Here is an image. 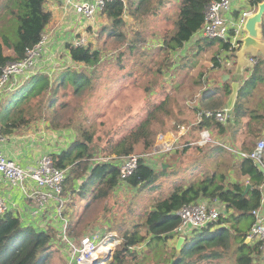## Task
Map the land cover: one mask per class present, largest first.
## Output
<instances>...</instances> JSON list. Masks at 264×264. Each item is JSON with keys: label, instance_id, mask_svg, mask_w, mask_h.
<instances>
[{"label": "trees", "instance_id": "obj_1", "mask_svg": "<svg viewBox=\"0 0 264 264\" xmlns=\"http://www.w3.org/2000/svg\"><path fill=\"white\" fill-rule=\"evenodd\" d=\"M212 1L218 0L181 1L177 16L172 23L174 30L165 36V54L180 50L185 43L192 40L202 27L205 9ZM261 1L249 0L248 2L251 8L256 9L257 4ZM164 3L165 0H154L153 2L139 0L136 4L132 0L125 3L120 0L108 1L102 12V15L110 21L107 36L124 38L122 28L124 27L123 16L125 14L134 20H142L143 17L154 15ZM44 4L45 0L13 1L6 16L11 15L17 19L18 39L13 41L6 32L0 33V73L6 63L21 60L26 50L34 47L41 40L42 33L51 19ZM142 8L145 9V12H141ZM261 29L264 38V19ZM141 43L142 41H131L129 49L134 50ZM220 46L222 50H228L226 44L220 43ZM67 48L72 62L82 65L83 68L66 71L59 81L52 84L45 76H36L27 81L19 90L10 94L4 103L0 102V126L4 135L10 134L13 130L18 131L30 123L32 117H27V112L20 107L21 104L26 103L29 96L32 99L39 96L43 98L41 110H39L43 114L38 118L45 119L47 116L46 121L49 120L52 123L54 115H50V113L53 107L52 101L58 94V86L68 88L74 93L82 92L85 87H92L90 74L94 71L88 72L85 67L90 66L95 69L100 65V51L92 50L91 46L75 48L70 45ZM4 50L11 52L5 54ZM119 59H121V55ZM212 60L216 63L215 58ZM215 63L213 66H218ZM263 65L264 61L262 60L254 65L246 87L240 90L237 101L226 119V124L246 129L247 134L238 149L244 153H249L254 149L257 138L261 137L264 130V115L257 112V105L255 106L254 102L248 107L252 91L264 81L261 74ZM226 92L229 93V89ZM44 101L48 102V105L44 104ZM159 112H162L164 116L169 115L167 99L161 101L159 105H152L144 120L118 141H112L113 135L110 132H115L116 129L107 132L110 140L105 142L107 145L103 147L102 151L108 152L110 156L123 157L134 154L135 147L141 143L145 149H150L153 138L156 137L151 126ZM70 121L74 125L72 127L76 134V140L67 150L61 151L58 155H51L54 165L58 169H66L67 181L72 183L87 176L77 192L78 195L83 194L82 190L87 182L97 179V185L90 193L89 203L105 200L119 184L120 169L112 163L94 164L91 161L95 158L93 143L98 139L95 138L92 131L84 130L81 126L74 124L73 120ZM119 121L115 125L119 124ZM196 128L198 131L205 128L210 129L216 135L217 133L224 134L226 125L212 118H203ZM226 162L221 160L220 166H216L211 174L204 175L199 181L186 187H176L168 198L157 202L152 210L144 215L142 223L135 225L131 231L123 234L122 242L115 248L112 261L109 264H126L130 256L135 257L130 249L143 244L147 239H149L148 248L153 242L166 245L169 240L174 238V231L181 223L177 213L183 207L201 200L210 203L217 201L225 207L227 212L231 211V213L221 214L215 223L201 231H196L197 237H187L179 255L174 257L170 264H201L204 261H215L230 249L236 256V264H256V262L264 264V258H262L259 249L260 244L258 242L245 243L255 221L254 212L259 209L261 204L260 187L264 181V175L250 159L233 160L230 164ZM262 163L264 164V151ZM217 168H219L218 172ZM225 168L231 169L235 181H228ZM155 174L154 169L142 159L139 161L136 172L127 179L126 184L133 188L142 187L152 182ZM242 177H246L251 186L245 194L243 193L246 184L239 181ZM140 228H144L145 231H141ZM82 230L78 235H81ZM52 239L53 234L49 230L42 231L23 227L17 216L10 212L5 213L0 216V264H45L51 257L49 244ZM54 261L59 264L58 258H55Z\"/></svg>", "mask_w": 264, "mask_h": 264}, {"label": "rangeland", "instance_id": "obj_2", "mask_svg": "<svg viewBox=\"0 0 264 264\" xmlns=\"http://www.w3.org/2000/svg\"><path fill=\"white\" fill-rule=\"evenodd\" d=\"M153 1L151 0V2ZM181 1L165 0L164 5L154 15L143 17V21L141 19H133L132 22H127L125 27L122 28L126 34L124 38H105V34L100 38L95 33L96 37L93 40L97 42L96 46L100 47L101 62L95 69L90 66L85 67L88 72L94 71L90 74L92 77V87H85L82 92L74 93L68 88L65 89L58 86V94L52 101V112L50 110L51 113H49L50 115H54V120H52V123L49 120L48 122L53 131L59 135V138L75 134L74 125L70 121L73 120L74 124L81 126L84 130L92 131L95 134V138L98 139L97 142L93 143V148L95 149L93 151L94 157H108L110 156L108 152L102 151L103 147L107 145L105 142L110 140L109 135L106 133L112 129H116L115 132H110L113 135L112 141H118L144 120L152 105H159L163 98L159 97V95L164 94L167 95L164 99H167L169 115L164 116L162 112L158 113L157 119L151 126L156 137L153 138V144L150 149H145L141 143L135 147L133 153L141 155L149 152L159 134H166L169 132V128L173 131L177 129V126L183 125L174 123V120L181 114L182 105H185V101L188 103L189 96H182L181 93L174 94V92H170L167 94L165 92V89H170L171 91L174 86H166L168 85L169 77L165 78L164 75L162 76V66L158 63L160 61L159 56L165 57V36L173 32L174 29V25L170 24V22L166 23L165 19L173 13L172 9L174 6H180ZM141 12H145V9L142 8ZM17 29L18 22L15 17L8 15L0 19V33L6 32L8 37L13 41H17L18 39ZM135 33H139V35L136 34L135 36ZM88 38L91 41L90 46L93 47L91 33ZM143 38L146 39L143 44H139L133 51L129 50L128 41L141 42ZM198 43L203 44L204 40H200ZM160 50L163 54H159ZM120 55L121 61L117 63V58ZM189 63H195V60L187 57L184 64L188 65ZM80 67L83 68L82 65ZM121 68L123 71H121ZM208 72L205 66L198 68V80L201 82L204 77H207ZM172 81L177 84L175 76L172 78ZM22 86L7 91L2 98L3 102H1L4 103L10 94L19 90ZM184 87L188 90V85ZM262 89L264 92V87ZM185 92L191 94L190 91ZM179 94L181 96H178ZM42 99L41 96L35 99L29 96L26 103L21 104L20 107L27 112V117H32V119L27 126L18 130V132L26 130L25 133H27L36 123L44 124L40 121H46L47 116L45 119L38 118L39 115L43 114L39 111L41 110ZM45 103L48 105V102L44 101ZM178 112L179 114L177 115ZM117 121H119V124L115 125ZM49 129V124H45V131ZM13 132L17 131L13 130L11 133ZM2 135L5 136L3 132ZM164 139L171 143V136L170 139L169 135ZM230 160L231 158L227 156L223 157L224 162L228 161L226 162L227 164L231 163ZM164 162L170 165L169 169L162 168L161 164ZM146 164L153 168L156 173L153 181L135 189L133 192L127 193L126 198L123 200L117 197L115 199V206H111L113 203L110 205V202L106 204L104 200L97 201L90 204L88 209L79 216L80 212L85 209L90 201V193L97 185V179L86 183L82 190L83 196L78 195L77 192L71 196L72 206L75 205L76 208L75 217H82V220L86 218L87 221H91L86 225L90 226L86 231L98 226V224L100 225L103 221L109 220L115 224L114 229H111L112 231L118 232L119 229L125 228L129 232L133 225L138 222L141 215L146 214L160 200L169 197L173 190L179 186L183 177L191 176L189 172L193 174L192 177L198 176L204 169V167L201 168L203 164V159L201 158L190 161L186 160V162L178 161L172 164L167 154L158 158L155 157L151 162ZM79 188V185L75 188L72 187V182L67 181L66 178L63 183V195L72 189L79 190ZM109 208L111 209L110 212L108 211ZM96 220L100 222L96 223ZM85 234H88V232L82 233V235ZM117 235L122 240L123 235L121 236L119 233ZM197 236L198 233L194 232L191 237ZM79 238L75 237L76 240H79ZM249 243L254 244L251 241ZM50 244L49 247L51 249H49V252L51 253V257L47 259L45 264H51L55 258H58L59 264H63L60 248L58 246L52 247ZM168 249L163 243L153 242L148 248L147 253H142L134 258L130 256L126 264H170L172 259L179 254L174 249ZM201 264H236V256L233 254V250L230 249L220 259L204 261ZM256 264H259V262H256Z\"/></svg>", "mask_w": 264, "mask_h": 264}, {"label": "crops", "instance_id": "obj_3", "mask_svg": "<svg viewBox=\"0 0 264 264\" xmlns=\"http://www.w3.org/2000/svg\"><path fill=\"white\" fill-rule=\"evenodd\" d=\"M13 1L14 0H0V19L6 17V14L9 11V8L12 6ZM120 1L125 3L128 0ZM132 1L136 4L139 0ZM232 1L234 3L232 9L234 16H237L239 10L241 9L254 10L253 8L249 7V0ZM44 8L47 12L50 13L51 19L42 33V36L46 37V42L44 44V52L42 54L41 61L39 63V73L36 76H45L50 84H52L59 81L62 77V74L66 71L77 70L76 68L78 67V65L72 62L67 48L72 44L74 39L81 36L88 37L90 33L91 35L96 33L98 36H100V38L105 34V38H107L108 29L106 28L109 27L110 21L104 15H102V13L97 15L93 19L77 17L72 11H65L64 0H45ZM172 11L173 13L165 19L166 23H173L175 17L177 16L178 7L174 6ZM123 21L125 27L127 22L133 21V18L125 14L123 16ZM122 33H124V36L126 35L124 30H122ZM136 34L139 35V33H135L134 35L136 36ZM200 40L201 39L197 38V35H195L192 40L185 43L180 50L171 52L169 54L164 53L165 57L159 56L160 61H158L159 65L162 66V76L164 75L165 77V75H168L169 77V82L166 86H174L171 91L170 89H165V92L167 94H169L170 92H174V94L181 93L182 96H189L188 103L187 101H185V105H182L181 114L176 117V120H174V123L183 124L185 127H187V131L184 134H178L177 129L172 131L169 128V132L166 133L167 135H169V138L170 136L172 137V135L177 136L178 141L176 145L183 147H181V149H175L174 151L168 153V159L172 164H175V162L178 161L186 162V160L190 161L196 158L203 159L201 168L204 167V169H201L202 172L200 173L199 171L200 174L195 177H192L193 174L189 172V175L191 176L183 177V180L180 181L179 186L181 187H186L193 182L199 181L204 175L211 174L212 170L216 166H220L219 162L223 160V157L225 156L231 158L230 161L238 160L235 158V156L227 152L225 148L218 145L197 147L189 144L198 139L199 131L196 128L198 113L201 111H221L223 109H226V102L228 101L229 95L231 93V84L234 80H238V92L233 103L234 106L240 90L246 87V83L251 76L254 65L258 61H264V54L258 52L256 58H249V61H251L252 59L255 60V64L252 63V66L249 68L243 67L241 78H237L235 76V53L239 51L240 48L232 53H228L227 51L221 49L220 42L218 41L216 43L215 40H204L203 44H199L198 42ZM131 41H128V47L131 45ZM145 41L146 39L143 38L141 44H143V42ZM262 41L264 42V38H262ZM93 44L94 46L91 47V49L100 51V47L96 46L97 42L93 40ZM10 52V50H4L5 54H9ZM160 53L163 54L161 50L159 51V54ZM187 57L194 59L195 63H189L188 65H185L184 62ZM246 57L249 56L247 55ZM214 58L216 59V63L212 60ZM119 61H121V59H119L118 57L117 62ZM214 63L218 66L214 67ZM202 66H205V68H207L209 72L207 77H204V79L200 82L197 77V70ZM121 71H123V69ZM261 72L262 77L264 78V65L262 66ZM36 76H33L32 78ZM174 76L177 78V84L173 83L172 81V78ZM186 85H188V90L184 87ZM263 87L264 81L259 83L253 91L252 89H249L250 91H252V97L248 101V107H250L254 102L255 106L257 105V112L264 115ZM227 89H229V93L226 92ZM185 91H190L191 94H188ZM181 95L179 94L178 96ZM166 96V94L161 96L159 95V97H163L162 101ZM178 114L179 112L177 113V115ZM40 122L44 124L36 123L27 133H25L26 130H23L21 132L17 131L5 135L3 142L0 143V150L9 159L17 161L23 167L32 168L37 164V161L41 156L58 155L61 151L67 150L75 142L76 134H69L66 139L59 138V135L55 131H53L48 121ZM45 124H49L50 129L47 131H45ZM224 124L226 125L224 134L217 133L215 135L210 131V129H205L210 131L212 139L214 141L229 146L230 148L239 149L243 142L242 139L247 134L246 129H243L241 126L232 127V125L226 124V122H224ZM259 140L264 141V130L262 131L261 137L257 138V141ZM161 166L163 169H169L170 167V165L166 162L162 163ZM218 169L219 168H217V172L219 171ZM225 170L226 175L228 176V181H235V177L231 169L225 168ZM85 180L81 179L73 181L72 187L75 188L78 185L81 187V182H84ZM239 181L241 183H245L246 185L249 184L246 177L240 178ZM135 189L137 188L130 187L127 184H123L121 187L118 186L104 201L106 202V204L110 202V205L113 203L111 206H115V199L117 197L123 200L124 198H126L127 193L131 191L133 192ZM260 190L262 193V200L258 211L264 218V181L260 187ZM76 192H79V190L72 189L71 191L65 193V195H62L61 199L63 205L61 206L63 210L62 218L68 219L69 221V236L74 238H81L82 236L95 233H111L114 235H117V233H119L122 236L124 233L128 232L125 228L119 229L118 232L112 231L111 229H114L113 227L115 226V224L114 222H111L109 220H106V222L103 221L100 225L98 224V226H95L92 229L86 231L90 227L86 225L91 221H87L86 218L82 220V217L76 218V208L75 205L72 206L73 203L71 196H73V194ZM0 199H3L5 203L8 204V212L17 216L23 227H30L36 230L47 229V231L49 230L53 235H55L57 229L62 227V219L57 215L58 207H61L57 202L52 201L45 206H39L33 198H27L22 195L21 192L10 189L3 181H0ZM88 204L90 205L89 202ZM88 204L86 205L85 209L80 212L79 216L86 209H88ZM214 205L219 209L221 214L231 213V211L227 212L225 210V207L217 201L214 202ZM152 208L149 211H151ZM110 210L111 209L109 208L108 211L110 212ZM144 215L145 213L140 216L138 222L135 225L142 223ZM95 222L98 223L100 221L96 220ZM135 225H133V227ZM140 229H142L141 231H145L144 228ZM81 230L82 233L88 232V234L82 235L81 233V235H78ZM76 234L77 236H75ZM177 239L178 238L174 237L172 240H169L166 244V248L175 250ZM250 241L252 243L256 242L255 240ZM148 242L149 239H147L143 244L135 246L134 250L132 249L130 250V252L133 253L134 256H139L142 253H147ZM61 258L63 264H65V260L62 255ZM58 262L60 263V261ZM51 264L57 263L53 261Z\"/></svg>", "mask_w": 264, "mask_h": 264}, {"label": "built area", "instance_id": "obj_4", "mask_svg": "<svg viewBox=\"0 0 264 264\" xmlns=\"http://www.w3.org/2000/svg\"><path fill=\"white\" fill-rule=\"evenodd\" d=\"M111 0H64L65 11H72L77 17L93 19L103 12L105 4ZM232 0H218L209 3L204 12L202 27L197 32V38L201 40H215L228 46V53H232L240 48L241 39L245 36L243 26L247 17L255 10L241 9L237 16L233 15ZM96 34L91 35L93 40ZM46 37L34 47L27 49L24 57L15 62L6 63L0 73V102L4 94L13 88L17 89L29 81L33 76L39 73L40 61L44 52ZM91 41L87 36L74 39L71 46L88 48ZM255 64V60H251ZM78 65L77 69H80ZM227 110L221 111H201L198 113L197 124L203 118H212L217 122L224 123L227 119ZM187 127L177 126V133H185ZM167 134H159L151 150L144 154H130L123 157H95L91 159L94 164L112 163L119 167L120 177L118 186L126 184L127 179L136 172L139 161L151 162L153 158L168 154L175 149H181L183 146L176 145L178 138L175 135L171 137V143L168 144L164 138ZM68 135L64 136L66 139ZM4 136L0 128V143ZM189 145L205 147L207 145H218L223 147L236 159H250L253 162L262 163V154L264 151V141H257L254 149L249 153H244L235 148H230L220 144L212 139L210 131L202 129L199 131L198 139ZM67 176V170L58 169L50 155H43L37 161V164L30 167H23L17 161L9 159L0 150V181H3L10 189L21 192L27 198H33L39 206H45L50 202H57L62 205L63 183ZM87 178V176H85ZM117 186V187H118ZM9 206L3 199H0V216L8 213ZM62 207L57 210V215L62 219V227L57 229L51 246H58L61 254L65 257V264H95V255L104 258L109 252L121 244V239L114 234H89L82 236L79 240L69 236L68 219L62 218ZM177 215L181 223L174 231V237L187 238L195 231H201L208 225L215 223L221 212L213 203L201 200L197 203L183 207ZM255 221L252 225L247 238L255 240L260 244L261 256L264 258V218L259 211L254 212ZM42 231H47L44 229ZM51 249V248H50ZM134 250V247L130 250Z\"/></svg>", "mask_w": 264, "mask_h": 264}, {"label": "water", "instance_id": "obj_5", "mask_svg": "<svg viewBox=\"0 0 264 264\" xmlns=\"http://www.w3.org/2000/svg\"><path fill=\"white\" fill-rule=\"evenodd\" d=\"M264 19V0L257 4L256 9L253 13H251L243 26V30L245 32V36L241 39V47L239 51L235 53L236 59V70L235 76L237 78H241L243 67H251L252 63L249 61V58H256L258 52L264 54V42L262 41V29L261 25ZM249 57H246V56ZM168 75H165V77ZM238 92V80H234L231 84V93L229 95L228 101L226 102V110L227 114L233 108V103L236 98ZM255 167L264 175V165L259 162H254ZM251 188L250 184L245 186L244 193L245 194ZM185 242V238L178 237L175 250L176 253L179 254L181 251V247ZM249 239L246 238L245 243L248 244ZM113 252H109L107 256L104 258H99L95 264H108L112 261Z\"/></svg>", "mask_w": 264, "mask_h": 264}, {"label": "bare ground", "instance_id": "obj_6", "mask_svg": "<svg viewBox=\"0 0 264 264\" xmlns=\"http://www.w3.org/2000/svg\"><path fill=\"white\" fill-rule=\"evenodd\" d=\"M170 139V138H169ZM165 140V139H164ZM166 142H168V140H165ZM168 144H169V142H168ZM96 257H95V259H96V261L99 259V257H97L98 255H95Z\"/></svg>", "mask_w": 264, "mask_h": 264}]
</instances>
